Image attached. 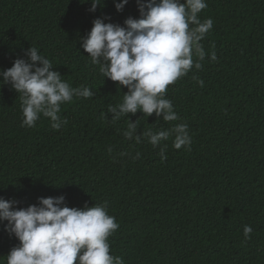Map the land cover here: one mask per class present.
<instances>
[{
    "label": "trees",
    "instance_id": "obj_1",
    "mask_svg": "<svg viewBox=\"0 0 264 264\" xmlns=\"http://www.w3.org/2000/svg\"><path fill=\"white\" fill-rule=\"evenodd\" d=\"M206 3L199 18L214 26L201 41L202 68L166 93L180 119L138 111L113 122L108 107L127 88L104 78L82 38L98 17L122 26L139 18L136 0L122 12L113 0L95 12L83 0H0V71L35 47L63 81L94 93L61 105L60 130L42 115L28 128L20 95L0 81V197L21 208L61 195L69 207L104 205L120 225L110 254L124 264H264V0ZM129 119L139 143L123 135ZM177 123L189 126L190 151L142 135ZM18 245L0 224V264Z\"/></svg>",
    "mask_w": 264,
    "mask_h": 264
},
{
    "label": "clouds",
    "instance_id": "obj_2",
    "mask_svg": "<svg viewBox=\"0 0 264 264\" xmlns=\"http://www.w3.org/2000/svg\"><path fill=\"white\" fill-rule=\"evenodd\" d=\"M83 2H90L89 11L95 12L103 0ZM113 3L122 12L129 0ZM136 4L139 18L130 16L123 26L94 19L81 46L92 64L99 65L104 78L118 82V88H127L123 101L108 107L113 122L138 111L146 117L155 113L165 122L177 121L180 117L166 98L168 86L193 68H202L200 61L206 52L201 41L213 29L214 21L207 18L202 22L199 18L208 7L206 0H136ZM25 55L27 59L17 58L12 67L0 71V81L10 84L20 95L22 126L35 127L42 115L50 119L54 130H60L67 124L59 115L61 105L72 102L74 97L91 98L94 93L88 87L74 88L63 81L37 48L30 47ZM210 59H217L214 51ZM196 79L203 87L204 81ZM136 121L129 119L123 135L139 143ZM142 135L153 147L174 137L176 150H191L187 123L173 124L158 132L149 129ZM160 156L162 161L167 159L164 148ZM18 203L0 197V224L19 241L7 254L6 264H124L121 257L110 254L108 239L120 225L104 205L69 207L63 195L41 197L38 204L26 208L18 207ZM252 231L251 226H245V240L252 238Z\"/></svg>",
    "mask_w": 264,
    "mask_h": 264
}]
</instances>
